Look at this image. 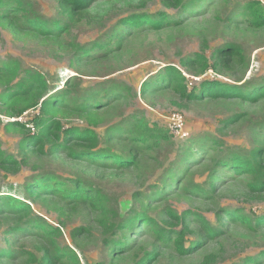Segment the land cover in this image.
<instances>
[{"label": "rangeland", "instance_id": "obj_1", "mask_svg": "<svg viewBox=\"0 0 264 264\" xmlns=\"http://www.w3.org/2000/svg\"><path fill=\"white\" fill-rule=\"evenodd\" d=\"M29 1L46 18L57 14L54 0ZM170 1L174 0H98L87 14L78 16L70 34L61 39L62 44L73 39L82 45L107 40L104 51H94L91 60L76 66L72 65L75 53L54 41L15 36L8 30L1 33V60H14L22 70L30 68L45 74L54 88H71L73 104L101 102L103 108L95 114L94 128L102 136L100 145L123 157L134 155L136 164L117 170L102 160L98 162L100 165H95L72 160L60 152L50 157L32 150L25 153L19 144L20 134L7 131L5 124L8 119L30 124L39 109L11 118L1 112L4 106L0 104L1 146L19 158L26 156L28 162L20 170L10 172L0 167V191L22 196L33 172L43 169L65 180L81 177L92 183L106 195L110 208L118 210L123 217H150L158 224L167 221L170 211H174L184 219L180 223L176 221L177 224L171 222L176 225L175 231L180 232L185 226L190 229L185 238V249L189 250L184 254L175 247L176 232L166 239L155 232V225L139 226L140 221L133 224L138 229L120 232L114 237L116 245H108L106 241L112 233L102 226L103 216L98 207L90 203L74 206L46 195L36 201L25 199L34 213L61 230L56 238L59 247L67 245L77 254L78 262L63 258L58 264H135L139 259L142 264H205V258L211 254L216 257L211 264H240L264 251V226L247 227L230 222L225 215L227 210L236 209H242L251 218L255 213L264 214V192L261 199L255 200L257 196L251 195L250 187L256 181L252 175H239L233 167L220 166L221 160L227 161L234 154L264 148V97L256 102L238 97L188 101L176 90L165 87L147 95L140 92L143 82L157 76L167 65L179 64L189 56L192 60L186 76L190 91L198 92L208 78L229 81L246 89L264 83V27L250 25L237 13L239 6L251 0H182L185 7L168 6L166 3ZM138 12L164 13L170 23H164L160 29L118 25L123 17ZM113 30L116 32L109 38ZM232 43L242 48L243 60L227 57L232 50L216 53ZM103 54V60L93 61V56ZM197 55H204L210 68L202 71L195 61ZM215 64L220 68L218 72ZM124 85L131 87L129 99L120 97L125 93ZM3 91L0 85V94ZM135 113L168 131V117L180 113L184 117L182 135H171L155 148L134 145L125 132L119 134L121 138L110 141L107 129L124 127ZM233 115L238 119L224 123ZM63 123L65 127L87 125L78 116H69ZM29 126V134L34 135L35 128L32 123ZM210 182L216 184L214 194L210 193ZM123 202H128L126 211L122 210ZM221 216L223 224L218 220ZM17 221L10 215L0 217V250H23L14 258L11 253L0 257V264H25L24 248L37 254L45 249L54 252L50 241L34 229L15 233ZM204 222L222 228L224 233L210 238ZM259 264H264L263 258Z\"/></svg>", "mask_w": 264, "mask_h": 264}, {"label": "trees", "instance_id": "obj_2", "mask_svg": "<svg viewBox=\"0 0 264 264\" xmlns=\"http://www.w3.org/2000/svg\"><path fill=\"white\" fill-rule=\"evenodd\" d=\"M57 6V14L46 18L42 13L35 10L34 5L29 0H0V37L3 30L10 31L13 35H25L34 38H42L47 41H54L58 46H63L75 53L72 58V65L86 62L94 51H104V44L107 42L103 39L101 42L92 43L91 45H82L75 40H71L66 44L61 43L63 36L70 34L72 26L79 15H85L93 7L98 0H54ZM167 2L168 0H164ZM168 6L178 7L183 6L182 0H174L166 3ZM237 13L246 18V22L257 28L264 27V0H251L245 5L239 6ZM168 22V23H166ZM169 24L167 15L164 13L149 14L145 12L132 13L129 16L123 17L118 25H124L127 28L137 29L140 27H151L160 29L163 24ZM177 23V22H175ZM116 30L111 31L109 38L113 36ZM231 51V55L240 57L243 60V50L236 44H228L226 47L217 49L216 53L223 54ZM195 59L200 64L201 70L205 71L210 68V64L204 55H197ZM74 57L77 59L74 61ZM220 59L225 62V58ZM105 54L93 56V61L103 60ZM191 56L181 59L179 64L167 65L157 76L143 82L141 86V94L147 95L150 92L157 91L163 87L165 89L176 90L181 97L188 101H199L205 98L212 99H229L232 97L243 98L251 102H256L264 97V83L252 85L251 87L240 88L237 84L223 81L221 79H205L200 86V90L190 91L188 89L186 72L191 66ZM215 71H219V66L214 65ZM0 85L4 87V91L0 94V104L4 106L1 112L8 117L19 118L25 112L32 109H39V112L33 119L30 120L35 128V134H29L30 124L23 123L18 120L8 119L5 124V129L9 132L16 131L22 137L20 146L22 151L32 152L50 157L60 154L69 156L72 160L91 162L95 165H100L102 162L112 164L111 167L117 170H122L136 164V157L132 154L123 157L120 153L109 150L100 145L101 134L96 131L95 121L96 112L103 108L101 102L94 101L73 104L71 88H54L52 87L48 77L34 69H21L20 64L14 60H1L0 58ZM125 93L120 95L121 98H131V87L124 85ZM55 90V91H54ZM116 99V98H113ZM94 104L95 106H88ZM69 116H78L86 120L87 125L84 126H69L65 127L63 119ZM238 119L233 115L226 119L224 123L232 122ZM1 120V118H0ZM132 120V121H131ZM125 132L126 138L134 145H140L143 148L158 147L161 142L168 140L171 137L170 131L157 127L148 123L140 113H135L132 118L128 119L124 127L117 126L116 128L107 129V138H121L119 134ZM219 143L216 144L218 146ZM26 156L19 158L16 154L5 151L0 143V167L10 172V170H20L27 165ZM220 166L233 167L232 169L239 175L249 174L256 180L250 185L251 195L257 196L255 200L261 199L264 192V148H253L248 154L237 153L230 156L227 161H220ZM211 194L216 193V184L209 183ZM201 191L203 189L200 187ZM6 192V193H5ZM0 191V217L10 215L18 219L13 230L15 233L32 230L39 235H42L50 244L55 247L54 252L50 249H45L37 254L24 248V254L27 255L25 264H58L63 258H71L78 262L77 254L74 249L69 246L60 248L56 242V238L61 234L58 227L51 225L45 218L34 213L26 200H38L41 197L55 196L64 202H69L74 206L81 203H90L94 207H98L102 213L101 224L108 233H112V237L107 239L108 245H116L115 236H119L120 232L126 230L138 229L133 224L138 222L151 223L156 226L155 232L158 235L169 238L170 234L176 232L174 241L175 247L181 254L187 253L189 249H185V238L188 235L189 227H184L180 232L175 231L176 225L183 222V217H180L176 212L170 211V218L167 221L159 222L150 217H123L118 210L110 208L106 202L107 197L90 182H87L81 177L71 178L69 180L58 177L52 171H44L38 169L33 172L30 179L25 183L22 196H15L8 191ZM225 215L230 222H240L247 227L264 226V214H253L254 218L243 214L242 209H236L233 212L226 211ZM220 223L223 224V217H218ZM177 221V222H176ZM255 222V225H254ZM26 228H24V227ZM206 234L210 238H218L224 233L222 228L209 226L208 222L203 223ZM12 232V231H11ZM73 237V243H74ZM7 243H10L7 239ZM1 249V248H0ZM20 249L0 250V257L4 258L11 253L14 258ZM155 255V253H154ZM260 258L264 259V251L260 252L258 257H249L244 259L240 264H259ZM216 257L214 254L208 255L204 263H214ZM142 259H139L135 264H142ZM104 264V263H96Z\"/></svg>", "mask_w": 264, "mask_h": 264}, {"label": "built area", "instance_id": "obj_3", "mask_svg": "<svg viewBox=\"0 0 264 264\" xmlns=\"http://www.w3.org/2000/svg\"><path fill=\"white\" fill-rule=\"evenodd\" d=\"M13 120H20V119H13ZM168 121H169L170 134L175 136H181L184 126L183 115H181L180 113H174L168 117ZM32 128L34 130V127Z\"/></svg>", "mask_w": 264, "mask_h": 264}, {"label": "water", "instance_id": "obj_4", "mask_svg": "<svg viewBox=\"0 0 264 264\" xmlns=\"http://www.w3.org/2000/svg\"><path fill=\"white\" fill-rule=\"evenodd\" d=\"M121 207H122V210L124 211H126V209H127V207H128V202H123V203H121Z\"/></svg>", "mask_w": 264, "mask_h": 264}]
</instances>
